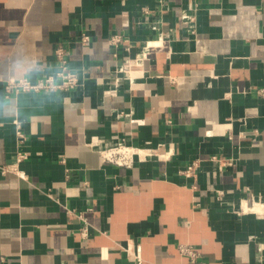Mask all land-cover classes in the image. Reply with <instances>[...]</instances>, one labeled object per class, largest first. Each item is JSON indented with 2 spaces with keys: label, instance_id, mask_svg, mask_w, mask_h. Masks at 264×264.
<instances>
[{
  "label": "crops",
  "instance_id": "crops-1",
  "mask_svg": "<svg viewBox=\"0 0 264 264\" xmlns=\"http://www.w3.org/2000/svg\"><path fill=\"white\" fill-rule=\"evenodd\" d=\"M60 46L78 88L5 96ZM93 141L166 155L118 167ZM19 151L26 180L2 172ZM0 264H264V0H0Z\"/></svg>",
  "mask_w": 264,
  "mask_h": 264
},
{
  "label": "built area",
  "instance_id": "built-area-1",
  "mask_svg": "<svg viewBox=\"0 0 264 264\" xmlns=\"http://www.w3.org/2000/svg\"><path fill=\"white\" fill-rule=\"evenodd\" d=\"M193 10V8H191ZM187 23L193 24L195 22V18L193 14L187 15ZM129 40L123 35L117 34L111 37L110 44L114 47H118L123 43H127ZM82 45L88 46L90 44V37L87 35H83L81 39ZM157 46V45H156ZM152 47V46H148ZM56 59H57V69L53 75H48L43 78H40L37 81H32L27 77L23 78H9L4 81V91L5 96L10 98L12 96H16L20 93H29V92H67L73 91L81 85L83 80V69L73 68L68 61V53L67 50L60 46L55 51ZM143 58L135 59L130 63H126L125 68L122 70L124 75H128V71L132 66H141ZM130 76V75H129ZM132 76V75H131ZM121 81L116 79V86H120ZM116 90H108L105 92L107 96H115ZM16 126V135H17V145L22 146L25 142L26 136L22 131L20 122L18 120L14 121ZM94 147H98V152L105 162L113 164L118 167L124 168H132L135 166L137 162L146 161L149 158L156 157L159 160L165 159V153H160L159 148H137L126 144L124 141L115 143L113 145H105L102 146L100 141H96L91 144ZM145 152V153H144ZM29 157V154L23 151H19L16 158V163L13 165H9L2 168L3 173H14L19 178L26 180L27 175L25 171L20 170L19 165L26 161ZM170 157L168 152L167 158ZM201 160L194 161L191 165H189L184 171L181 173L187 177H194L196 170L201 166ZM212 164L216 166L218 170H223L227 167H231L234 164L233 159H222L214 157L210 160ZM217 196L221 199L224 195L223 191H217ZM243 211V208L240 207V212ZM85 226L81 231L82 237H88L89 228L88 223L85 220ZM178 249L182 256L188 258L190 261L194 262L200 258V253L195 250L191 245H179ZM128 253L129 250L127 249ZM134 259L138 262L142 260L141 257V249L138 248L135 253L132 255Z\"/></svg>",
  "mask_w": 264,
  "mask_h": 264
},
{
  "label": "bare ground",
  "instance_id": "bare-ground-1",
  "mask_svg": "<svg viewBox=\"0 0 264 264\" xmlns=\"http://www.w3.org/2000/svg\"><path fill=\"white\" fill-rule=\"evenodd\" d=\"M144 153H145V152H144ZM247 208H249V207H246V209H247ZM246 209H245V210H246ZM251 210H253V211H254L255 209H251ZM259 213H260V212H259Z\"/></svg>",
  "mask_w": 264,
  "mask_h": 264
}]
</instances>
